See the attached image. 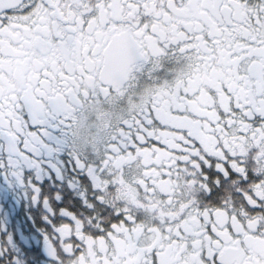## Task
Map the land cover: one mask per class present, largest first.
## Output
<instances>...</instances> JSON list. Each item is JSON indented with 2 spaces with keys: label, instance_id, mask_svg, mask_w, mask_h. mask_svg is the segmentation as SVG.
Instances as JSON below:
<instances>
[{
  "label": "flooded vegetation",
  "instance_id": "af4514ba",
  "mask_svg": "<svg viewBox=\"0 0 264 264\" xmlns=\"http://www.w3.org/2000/svg\"><path fill=\"white\" fill-rule=\"evenodd\" d=\"M0 264H264V0L0 11Z\"/></svg>",
  "mask_w": 264,
  "mask_h": 264
},
{
  "label": "water",
  "instance_id": "95a60500",
  "mask_svg": "<svg viewBox=\"0 0 264 264\" xmlns=\"http://www.w3.org/2000/svg\"><path fill=\"white\" fill-rule=\"evenodd\" d=\"M22 0H0V11L14 7L21 3Z\"/></svg>",
  "mask_w": 264,
  "mask_h": 264
}]
</instances>
